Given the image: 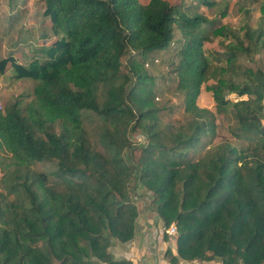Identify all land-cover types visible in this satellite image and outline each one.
Returning a JSON list of instances; mask_svg holds the SVG:
<instances>
[{"label":"trees","instance_id":"1","mask_svg":"<svg viewBox=\"0 0 264 264\" xmlns=\"http://www.w3.org/2000/svg\"><path fill=\"white\" fill-rule=\"evenodd\" d=\"M42 1L49 41L25 63L0 53V74L35 82L0 109V264H133L110 247L134 238L140 187L165 240L176 225L171 263L264 264V65L238 62L263 27L228 30L216 0ZM216 37L238 46L210 57ZM165 51L158 76L148 61ZM167 76L183 118L160 97ZM221 125L247 142L215 141Z\"/></svg>","mask_w":264,"mask_h":264},{"label":"rangeland","instance_id":"2","mask_svg":"<svg viewBox=\"0 0 264 264\" xmlns=\"http://www.w3.org/2000/svg\"><path fill=\"white\" fill-rule=\"evenodd\" d=\"M218 7L227 6L228 14L221 19L218 24H225L228 30L240 29L244 25H249L253 28L263 27L264 29V15L261 12V4L263 0H216ZM186 4L195 6L196 0H186ZM44 3L42 0H0V53L6 55L13 51L16 58L22 62H27L31 56L32 49L36 46L47 43L42 37V34L51 25V21L43 16ZM207 11L210 18L216 14V7L207 9L203 4L198 8V11ZM243 35V31H240ZM228 44V45H227ZM227 46H238L235 39H224L223 37H216L213 40L205 43V51L214 57L217 54L222 55L227 49ZM218 56V55H217ZM171 52L165 51L157 55H152L148 61L147 68L150 72L156 75H167V67L164 63L171 58ZM153 60V61H152ZM125 63V60L123 59ZM214 64L219 63L218 60H213ZM238 62L247 64L249 66L257 67L264 65V49L256 54H246L244 52L238 53ZM12 70H8L0 74V109L10 100L19 94L31 93L35 82L31 79L16 80L12 77ZM212 82V81H211ZM160 97L162 100L171 98L175 103H179L180 107L176 111L177 118H183L184 108L182 105L183 95L175 90V84L170 79H163L158 82ZM235 97V95H233ZM200 106L214 109V103L208 100L206 96L200 95L198 99ZM141 132H133L131 139L133 141H142ZM145 138V137H144ZM228 138L237 144H244L247 139H237L233 137L226 129V126L221 125L217 140ZM143 139V138H142ZM144 141V139H143ZM137 151L134 156H139ZM3 176V175H2ZM2 178V177H1ZM149 191L144 188H138L136 196L137 204L146 208L150 201ZM149 196V197H148ZM152 211V210H151ZM153 212V211H152ZM156 214V213H155ZM152 222L156 220V215L152 214ZM158 217V215H157ZM164 234V229L161 231ZM166 242L167 248L176 247V234H169V239Z\"/></svg>","mask_w":264,"mask_h":264},{"label":"crops","instance_id":"3","mask_svg":"<svg viewBox=\"0 0 264 264\" xmlns=\"http://www.w3.org/2000/svg\"><path fill=\"white\" fill-rule=\"evenodd\" d=\"M146 204H148L146 208L137 204L139 216L134 238L127 242L115 241L110 247L115 259H128L133 264H222L218 257L211 260L193 261L181 259L178 263H171L165 255L168 241L161 232L163 222L155 212L151 211L149 202ZM152 214L156 215L154 223Z\"/></svg>","mask_w":264,"mask_h":264},{"label":"built area","instance_id":"4","mask_svg":"<svg viewBox=\"0 0 264 264\" xmlns=\"http://www.w3.org/2000/svg\"><path fill=\"white\" fill-rule=\"evenodd\" d=\"M141 136V135H140ZM143 138V136H141V138H139L140 140H143L142 139ZM2 175H3V172H2V170H1V168H0V180H1V177H2ZM168 234H176L177 233V228H176V225L173 223V224H171L170 225V227L169 228H167L166 230H165Z\"/></svg>","mask_w":264,"mask_h":264}]
</instances>
